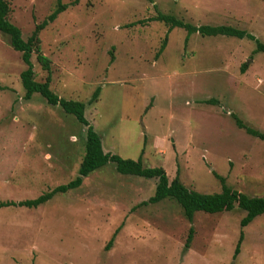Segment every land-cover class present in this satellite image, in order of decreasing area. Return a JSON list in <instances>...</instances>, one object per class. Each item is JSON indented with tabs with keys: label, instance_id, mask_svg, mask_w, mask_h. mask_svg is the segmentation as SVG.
Instances as JSON below:
<instances>
[{
	"label": "rangeland",
	"instance_id": "374dc122",
	"mask_svg": "<svg viewBox=\"0 0 264 264\" xmlns=\"http://www.w3.org/2000/svg\"><path fill=\"white\" fill-rule=\"evenodd\" d=\"M5 1L23 39L57 2ZM58 1L66 7L37 33L50 61L49 88L84 103L104 152L140 156L143 166L162 167L168 180L177 174L200 193L219 192L218 175L264 198V140L230 115L264 133V53L245 37L186 35L150 19L160 12L193 25H230L264 43V0ZM30 62L42 81L33 52ZM24 68L0 34V201L32 199L66 183L84 153L85 125L38 93L23 99ZM155 182L107 162L36 207H0V264H264V214L240 227L244 212L234 206L196 211L189 223L174 200L141 203Z\"/></svg>",
	"mask_w": 264,
	"mask_h": 264
},
{
	"label": "trees",
	"instance_id": "16d2710c",
	"mask_svg": "<svg viewBox=\"0 0 264 264\" xmlns=\"http://www.w3.org/2000/svg\"><path fill=\"white\" fill-rule=\"evenodd\" d=\"M77 0H73L75 3ZM66 7L65 4H61L58 0L55 3L53 10L47 14L40 22L36 23L29 36L23 39L20 35L19 29L8 21V4L5 0H0V34L5 35L8 39L9 46L18 51L22 62L25 64V68L19 72L20 85L23 89V99L27 100L33 93H38L43 98L44 102L50 106H59L60 109L67 114L74 117L76 122L86 126L85 139H84V153L77 168V174L64 184H59L43 192L40 195L18 202L13 201H0V207L8 205H23L26 207H36L39 204L44 203L51 198L55 193L65 192L69 189L76 188L80 185L82 177L86 176L91 171L105 165L107 162L114 164L116 172L125 175L140 176L143 178H154L156 180L153 194L141 203H156L161 199L167 198L174 200L182 210V215L187 222L191 223L194 212L203 211L207 213H215L220 211L231 210L234 206L244 212L243 216L239 220L240 227L249 223L256 215L264 214V198L258 196H248L240 191H237L224 184V178L217 175L221 183V189L217 193H200L195 190L189 189L181 183L178 175L175 174L170 180H168L162 167H145L142 165L140 156L135 160L129 158H121L115 154L104 152L100 145L98 135L93 130L92 126L87 122L84 117V103L79 100L65 99L57 96L49 88L51 80L50 61L44 56L39 49V40L37 33L48 22H51L59 13ZM150 19L157 20L166 25L167 31L173 27H179L186 31V35L197 33L200 36H234L236 38H248L254 41V51H260L264 53V43L259 42L253 35L245 30L238 29L230 25H207L199 24L193 25L182 21L173 15L157 12ZM166 34L163 36L159 43L155 55H158L164 48L166 43ZM186 39V38H185ZM35 54V60L40 65V68L45 72L42 81H36L34 79V71L32 70L30 56L31 53ZM246 68V63L243 62L239 66V71L243 72ZM97 94V88L91 94L90 99L94 100ZM202 102L212 103L213 99H205ZM235 123L238 127L243 128L248 134L264 140V133L258 130L252 129L244 125L236 116L232 113ZM114 234V233H113ZM113 234L105 244V248L109 247ZM193 234V227L189 224L185 235L183 246L187 248ZM238 239L235 244L232 257L238 252V246L242 238L241 231L238 234Z\"/></svg>",
	"mask_w": 264,
	"mask_h": 264
}]
</instances>
